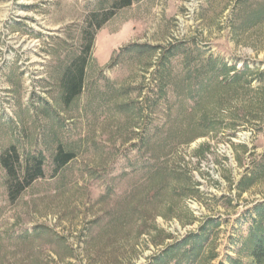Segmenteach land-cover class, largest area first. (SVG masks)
<instances>
[{
	"label": "rangeland",
	"instance_id": "obj_1",
	"mask_svg": "<svg viewBox=\"0 0 264 264\" xmlns=\"http://www.w3.org/2000/svg\"><path fill=\"white\" fill-rule=\"evenodd\" d=\"M119 1L0 0V264H255L264 0H132L96 29ZM12 146L45 172L15 201Z\"/></svg>",
	"mask_w": 264,
	"mask_h": 264
},
{
	"label": "trees",
	"instance_id": "obj_2",
	"mask_svg": "<svg viewBox=\"0 0 264 264\" xmlns=\"http://www.w3.org/2000/svg\"><path fill=\"white\" fill-rule=\"evenodd\" d=\"M132 5V0H121L114 6V12L109 16L104 17V19L99 22L96 26V29H101L107 21L115 15V11L118 9H123L126 7H130ZM91 42L85 48V54L79 60L74 62V66H71L67 72L65 77V100L67 102L72 101L77 96L82 93L84 78H85V68L87 65V57L91 51ZM213 63V62H212ZM210 63V65H212ZM225 73L231 72V68L224 65ZM210 72L215 74H220V70L218 68H212ZM236 79V78H234ZM75 159L74 153H67L59 147L58 152L55 156V172H59L62 168L68 165L71 161ZM1 164L8 173V175L12 178L8 183L9 197L12 201L17 200V198L27 189L29 188L36 180L44 178V159L42 156H33L28 159L27 164L22 171V165L20 161V155L17 149L12 146L10 147L4 155L1 157ZM20 174L23 175L21 178ZM256 216L264 221V204L259 205L256 208ZM251 239L254 243V247L252 250V257L254 258L255 264H263L264 262V234L259 230L251 231ZM194 244L193 248L194 249Z\"/></svg>",
	"mask_w": 264,
	"mask_h": 264
}]
</instances>
